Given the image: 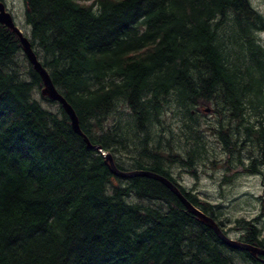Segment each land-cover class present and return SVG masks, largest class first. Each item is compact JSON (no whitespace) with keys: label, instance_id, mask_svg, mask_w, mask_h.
I'll return each instance as SVG.
<instances>
[{"label":"trees","instance_id":"16d2710c","mask_svg":"<svg viewBox=\"0 0 264 264\" xmlns=\"http://www.w3.org/2000/svg\"><path fill=\"white\" fill-rule=\"evenodd\" d=\"M22 2L31 46L90 142L121 171L166 177L227 233L175 167L198 179L207 131L236 150L228 170L264 166V15L251 0ZM41 87L0 24V264H257L161 182L113 174ZM255 220L235 219L239 241L264 248Z\"/></svg>","mask_w":264,"mask_h":264},{"label":"rangeland","instance_id":"374dc122","mask_svg":"<svg viewBox=\"0 0 264 264\" xmlns=\"http://www.w3.org/2000/svg\"><path fill=\"white\" fill-rule=\"evenodd\" d=\"M5 3L12 13L16 25L28 36L29 26L24 21L22 0H5ZM251 3L264 15V0H251ZM261 37L264 43V33H261ZM22 64L24 65V63ZM204 118L209 122V125L210 122L215 121L214 114L211 112H208ZM205 133L209 144L206 148L207 156L197 163L198 179L182 171L181 168L175 167L180 173V183L186 188L193 186L194 192L201 200L219 205L216 213L218 218L224 222L222 227L227 231L226 234L230 238L239 240L241 237V230L236 228L234 221L236 218L243 217L245 219H256L255 223L260 228L261 237L264 241V166H261V172L256 174L246 173L243 170L244 166L241 165L228 170L227 167L223 166V163L230 160L231 157L236 158V150L233 156L228 155L223 146L217 143L212 131ZM238 144H241V141H238ZM240 148L241 155L246 158L244 163H247V157L254 155V147L244 145ZM177 150L182 151L183 148L179 145ZM210 158L214 159L215 162L211 163ZM231 164H235L233 160H231ZM234 173L236 174L230 181L222 180L224 176L233 175ZM239 261L241 264H246L242 259H239Z\"/></svg>","mask_w":264,"mask_h":264},{"label":"water","instance_id":"95a60500","mask_svg":"<svg viewBox=\"0 0 264 264\" xmlns=\"http://www.w3.org/2000/svg\"><path fill=\"white\" fill-rule=\"evenodd\" d=\"M0 24L5 25L8 29L12 30L19 38L22 51L26 56L28 62L32 65L33 69L39 74L42 87L40 89V93L42 96H45L51 101L58 102L65 113L68 115L70 119L71 126L73 130L79 134L86 145L90 149H97L103 156L104 162L108 165L110 171L118 177L121 178H129L132 176H147L153 178L163 185H165L183 204V206L192 212V214L204 225L211 228L215 234L219 237L221 241H223L226 245L234 249H240L247 251L252 257H256L257 255H264V248L259 246L250 245L247 243H243L242 241L230 238L226 233L222 231L218 223L211 216L204 213L197 205L190 202L184 194L180 191L177 185L172 183L166 177L153 173L147 170H132V171H121L119 170L113 160L111 153L107 150H103L101 145H94L90 142L88 137L82 132L79 126L78 117L71 106V104L61 95L47 72V70L42 66L38 57L36 56L31 43L22 30L16 25L12 14L6 9V6L3 1L0 0Z\"/></svg>","mask_w":264,"mask_h":264},{"label":"flooded vegetation","instance_id":"af4514ba","mask_svg":"<svg viewBox=\"0 0 264 264\" xmlns=\"http://www.w3.org/2000/svg\"><path fill=\"white\" fill-rule=\"evenodd\" d=\"M2 1V0H1ZM5 6H6V3H5V0H3ZM6 9L8 10L7 6H6ZM9 11V10H8ZM180 182V181H179ZM179 185H181V183H178ZM250 255V254H249ZM253 260L255 261V263L257 264H264V255H257L256 257L253 258Z\"/></svg>","mask_w":264,"mask_h":264}]
</instances>
